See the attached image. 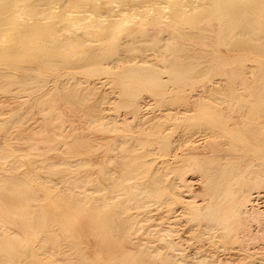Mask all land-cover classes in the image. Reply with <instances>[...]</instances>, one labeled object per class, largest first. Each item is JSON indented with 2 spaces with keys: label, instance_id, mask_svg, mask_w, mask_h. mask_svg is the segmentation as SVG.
I'll return each instance as SVG.
<instances>
[{
  "label": "bare ground",
  "instance_id": "bare-ground-1",
  "mask_svg": "<svg viewBox=\"0 0 264 264\" xmlns=\"http://www.w3.org/2000/svg\"><path fill=\"white\" fill-rule=\"evenodd\" d=\"M66 2V0H0V264H216L214 262L216 260H213L214 258L210 254L202 255L201 259L192 262L185 260L184 257L180 259L181 255L180 258L176 257L182 252L183 248H180L184 247L182 242L178 241L182 245L180 247L174 240L178 229L176 227L180 226L177 220L184 221L181 214L184 212L185 206L183 208L180 203V208L178 202L180 200L182 202L185 198L180 199L183 195H180V189L182 190L189 180L187 178L189 171L193 172L192 175H195L194 171H200L201 175L204 172L203 175H206L197 180L200 179L202 182L206 179L208 183L202 184L204 186L208 184L207 187H203L201 183V187L198 186L199 183L196 184L202 193V203L199 204L195 200L198 206H193L191 205L193 201L189 205L190 200H188L185 214L190 217V222L199 221L202 228L197 230L196 226L193 229V224L192 228L189 227L190 230L192 229L190 233H188L190 230L188 232L185 230L188 233L187 237L197 238L200 240L198 241L200 244L206 240L210 245L212 243L215 246V244L226 240L231 233H234V236L239 234L238 231L243 226H248L246 224L249 219L245 217L248 220L245 218L244 220L243 216L248 212L246 206L255 198L250 188L253 187L254 192H261V189L264 188V160H262V158L264 159V131H260V128L257 129L254 125L253 129L250 127L252 130L247 125L248 129L244 124L241 126L240 123L239 125L237 120L240 119V116L237 120L231 119L233 116V114L231 116V112H234L235 108H240V104L243 102L238 100L239 97L241 99V95L236 94L238 98L230 96L240 102L238 107L239 102H236L237 105L232 102V105L235 104L234 108L230 110V114L228 113L234 125L231 124V121L229 123L230 119L227 120L229 116L226 119V123L228 122L234 128L236 123L234 129L229 127L230 125L226 124L224 120L223 123L222 116L227 111L219 107V102L216 103V105L218 104L216 108H221L222 110L219 111L222 114L226 111L222 116L215 113V107H209L212 103L208 106L206 102L209 99L205 98L207 96L203 97L207 99L205 103L204 99L198 103L195 100L196 96L194 99V95H191V93H195L192 92L193 90L190 91L191 88L183 89V85H181L182 89L179 87L180 85L177 89L174 87L177 93H174L176 97L168 100L166 83L162 80L161 74L167 73L170 77L182 81L193 78L195 74L197 76L203 68L206 69L207 64L205 63H208V60L202 63L198 62L200 61L199 55L203 53L200 50H203L204 45L212 47V50L221 44L234 45V49L238 46L237 52H240L239 47L244 52L237 55L238 58L262 60L264 58V12L263 20H259L260 18L258 20L251 19L248 15L252 10L264 8V0H209L208 4L204 3L205 0H73L71 2L73 10L58 11L55 18L45 16L44 10L48 5H53L51 9L56 10ZM167 8H169V12L165 11ZM261 13L259 12L258 16L262 18ZM253 14L256 15L255 12ZM163 32H170L171 37L160 36ZM238 37L242 40L238 41ZM172 40L174 41L173 45L178 47V49L174 47L173 52L177 51L176 55L170 52L172 57L177 56L182 59L184 57V61L189 58V60L187 59L188 64L184 63L182 59L181 63L173 58L161 57L163 55L161 49L172 43ZM205 40L207 44L202 43ZM188 43L192 45L189 48H192L193 51L187 50ZM164 48L162 50L167 51ZM234 49L229 50L234 51ZM212 50H208V52ZM216 52L219 53L217 50ZM227 52L230 54L229 51ZM205 54L204 56L207 55ZM214 55L213 59L217 56ZM242 64L247 65L246 63ZM239 65L240 69L237 67L239 70L236 69V73L246 68V66L241 68ZM225 68L231 69L227 66ZM233 68L235 69V67ZM256 69H258L257 66ZM253 70L255 71V69ZM203 73L206 74L207 70L202 72V75ZM243 73L245 72L243 71ZM255 75L258 74L255 72ZM112 77L116 78V81L114 79L116 86L120 87L118 96L116 95L117 91L115 93L117 98H113L117 111L114 114L123 111L127 115L123 114L124 117L119 113L124 117L121 119L120 116V120L117 119L118 117L112 118L111 114V117L109 114H105V111H108L102 107L105 97L89 105L91 96L96 95L97 89L104 83L103 80L111 84ZM206 77L208 76L204 77L205 80ZM212 77L214 78L213 75ZM87 82H91L90 85L83 87V83ZM259 82H256L254 86H261ZM202 83L204 82L199 83V86L201 84L204 89H206L205 84L209 85L206 82L204 85ZM196 85L198 86V83ZM214 87L212 90L215 89ZM194 88L192 87V89ZM228 88L230 87L228 86ZM233 88L237 90L238 87L234 86ZM247 88L250 91L251 87ZM195 89L198 90L197 87ZM258 89L260 92L262 91L261 88ZM258 89H254V91L256 90L257 93ZM205 91L204 93H206ZM52 94L59 99L57 98L58 100L51 105L47 98ZM207 94L210 93L207 92ZM144 95H150L147 101L150 97L156 98V102H153H158L163 106L162 108L166 106L164 113L161 112L163 113L161 116L153 117L151 115L152 118L147 116L148 111L144 109V104L142 105L143 102H141ZM254 95L256 96L255 93ZM259 95L261 97V94ZM245 101L247 105V100ZM187 102L196 103V107L193 108L199 110V115L201 111L202 118L200 119H208L209 124L206 119L205 121L201 120L208 124L207 127H205L206 123L204 126L200 122H195L198 116L195 118L190 114L191 108L186 110L185 106L186 109L183 111L172 106L167 108V105L179 104L180 106L182 103L188 105ZM251 102L253 103V101ZM108 103L110 104V102ZM155 103H151L154 108H156ZM213 103L215 102L213 101ZM13 104H26L27 107L25 110H19V106ZM223 104L224 102H222ZM145 105L147 108V103ZM212 105L215 106V104ZM181 106L179 108H183ZM225 106L224 104L223 107ZM228 106L230 105L228 104ZM228 106L225 107L227 110L230 108ZM259 106L258 108L255 106L249 108H255L254 110L259 112ZM245 107L247 106L244 105L243 111L238 110V113L239 111L246 112ZM151 108L149 109L151 110ZM8 111L11 112L10 115L4 117ZM110 111L109 113L112 112ZM250 112L255 114L254 111ZM250 112L245 115H249ZM262 112L264 113V110ZM234 113H236L234 115H238L237 112ZM259 114L261 113L259 112ZM246 116L242 115V117ZM224 117L226 118V115ZM248 117L246 119L249 121L253 119ZM256 119L258 120L257 116ZM39 120L42 123L38 122ZM173 120L175 122L170 123ZM75 121H80V124ZM83 121H85V126H83ZM167 121L170 124H166ZM241 121L243 123V119H240ZM237 123L241 127L238 126V128ZM224 124L228 128H225ZM127 125L129 127L131 125L132 128L127 129H132L133 133H123L127 135L120 136L118 133L126 131ZM181 127L182 129L179 130H182V133L178 134L179 139L174 140L172 130ZM215 130L218 132L215 133ZM175 131L177 130H174L173 133ZM253 132L259 135V138L255 140V144L254 140L253 142L249 141L254 144V147L250 146L253 150L250 149L249 154L244 155L245 150L237 146L238 141L242 142L239 143L240 145L243 144L245 138L243 140L240 136L249 138ZM143 135L147 139H143ZM222 138H228L230 142L236 139V143L233 142L229 145L228 141L226 142V139ZM201 146L207 151L211 150L208 151L212 152L210 156L215 152L211 157L209 153L207 155L211 160L213 159L212 162H219L218 166L214 167L215 163H213L214 166H212V162L209 163L205 150L201 153L196 150H199ZM222 148H225V153L221 151ZM178 149H182L184 153L182 151L177 153L180 152L177 151ZM227 149L229 150L227 151ZM218 151L219 153H217ZM250 151L253 156L255 155V158L256 156L262 158L255 161L250 156L251 160L256 163L248 160L249 158L245 157L250 155ZM204 152L205 154H203ZM177 158L178 162L172 167L163 166L165 168L160 170L159 167L153 166L157 159H162V163H167V161ZM231 159L235 163H231ZM259 160H262V163ZM220 166H223V170L226 168L224 174L223 170H219L221 168L218 169ZM257 168L262 172H258ZM212 169L209 176L207 173ZM215 169L220 171V175L222 172L223 176H219V179L221 178L219 181L214 179L217 178L216 174L218 173L216 170V174L213 175ZM236 170H240L241 173L246 171V174L248 170L252 172L250 177H252L251 174H256L253 176L255 179L253 178L251 181L249 173L248 176L245 172L243 173L245 180L248 177L251 181L247 184L248 188L242 189L244 192L247 189L251 192L247 190L249 193L243 192V196L239 193L234 196L232 193V189H237L238 186L237 183L236 187H232L234 181L241 177H239L241 173L238 175L239 171L234 173L238 178L233 174ZM254 170L257 171L253 172ZM198 174L200 173L198 172ZM242 179L240 182L243 183ZM240 182L238 188L244 186ZM262 186L263 188H261ZM236 192L240 191L236 190ZM194 193L199 195L195 199L202 198L201 193L195 191ZM258 195L264 196V192L262 195ZM231 197L233 198L231 199ZM225 202L226 207L221 208ZM177 203L179 211L182 208L183 210L176 218L174 213H179V211H174L175 207L177 208L175 206ZM253 203L252 205H254ZM153 205L165 212L168 220L167 223L160 220L161 223L167 224L163 223L166 225L165 227L156 226L158 227L156 230L149 228L155 231L157 237L150 238V236L147 240L142 236L144 237L146 234L149 227L148 222L152 219L153 208L150 207ZM251 210L246 215L253 218L256 213L258 214V211L251 212ZM262 211L264 210L259 209V214L254 219L260 215L264 216ZM158 212L160 214L159 210ZM240 215H242V219ZM153 216L158 221L165 218L164 216L157 218L155 214ZM260 220H257L256 223L253 222L254 225H257ZM186 221L188 220L185 219ZM200 221H203L202 225ZM151 222L150 224H152ZM249 223L252 225L251 222ZM252 226L248 227L252 229ZM182 227L184 228V226ZM247 229L245 230L248 231ZM180 231H178L179 234ZM260 231L259 229L258 233H262ZM187 233L184 232L183 236ZM179 234L175 238H179ZM242 234L240 232L239 236L242 237ZM252 237L249 238L250 241L247 238L249 245L252 243ZM259 238L263 243V239ZM157 240L162 245L153 246ZM185 240L182 241L185 243L187 241ZM237 240L239 241V239ZM237 240L235 242H238ZM196 241L195 239L194 242ZM257 241L255 242L257 243ZM190 243L188 246L191 245ZM240 243L239 246L242 248V244L245 242L243 241L241 245ZM233 244L234 242L231 247ZM235 244L234 247L238 245ZM245 244L247 245V243ZM204 246L202 247L205 252ZM262 246L261 248H263ZM197 247L199 246H196V249ZM228 247L230 246L228 245ZM247 247L242 250L244 251ZM199 248L198 250L201 251L202 249ZM240 248L239 250H241ZM247 249L250 251V248ZM207 251H209V247ZM247 251L245 252L247 253ZM236 253L238 255L239 252L236 250ZM242 253L239 254V257ZM260 254L258 253V255ZM187 255L189 257L190 254ZM196 255L198 256V254ZM262 255L259 257H256L257 255L250 256V259L254 258L255 260L252 259L254 262H251L252 260L249 259L250 264H264V259H262L264 255L261 257ZM229 259L231 260V257ZM235 259V264H237L238 256ZM245 260L248 261V257ZM233 262L230 261V263ZM243 262L247 264L245 261Z\"/></svg>",
  "mask_w": 264,
  "mask_h": 264
},
{
  "label": "rangeland",
  "instance_id": "rangeland-1",
  "mask_svg": "<svg viewBox=\"0 0 264 264\" xmlns=\"http://www.w3.org/2000/svg\"><path fill=\"white\" fill-rule=\"evenodd\" d=\"M66 1H67V2H66L63 6L60 5L61 7H60L59 9H56V10L51 9L53 5H51V4L48 5L47 8L44 10V13L46 14L45 16H52V17L55 18V17H56V14H57L58 11H61V10L63 11V9H67V10L70 9V10H73L74 7H73V4L71 3L73 0H66ZM204 3H207V4H208V3H209V0H205ZM261 8H262V7H261ZM263 9H264V8L260 9L261 11H260L259 9L255 10V11L252 10L251 13H250L248 16H249L251 19H252V18H255V20H258V19L260 18L259 20H263V15H262L263 12H264ZM101 10H104V9L101 8ZM165 11H166V12H169V8H167V10L165 9ZM257 11L262 12V13H261L262 18H261L260 16H258L259 12H257ZM253 12H255L256 15H254ZM259 15H260V14H259ZM257 16H258V17H257ZM52 19H53V18H52ZM188 26H190V25H188ZM263 27H264V25H263ZM167 32H168V31H167ZM196 32H198V31H196ZM163 33H164V32H163ZM163 33H162L161 35H160V33H159V35H160V36L163 35V37H167V38H170V37H171V33H170V32H169V33H164L165 36H164ZM151 35H154V34L151 33ZM157 35H158V34H157ZM238 38H239V37H238ZM240 38H242V37L240 36ZM240 38L238 39V41H241V40H242V39H240ZM173 43H174V41L172 40V43H169V44H167L166 46H164L165 48L163 47L164 49H167V51H166V50H162L163 48L161 49V51H162V53H163V55H162L161 57H162V58H163V57H165V58H166V57H167V58H173V59H175V61H180V62H181V61L184 59V57H183V59H182V57H180V58L178 57V58H177V56H176V57H175V56L172 57V54H173V55H174V54H175V55L177 54V51H175L176 53L173 52V51H174V47L177 46V45L174 46ZM189 43H191V42H189ZM189 43H188V45H187V47H186V48H188L187 50H191V49H192V48H189V46L192 47V45H189ZM202 43H203V44H204V43L207 44V41L205 40V41H203ZM192 44H193V43H192ZM201 47H202V46H201ZM206 47H208V48H206ZM220 47H223V48H220ZM226 47H227V49H226ZM229 47H230V48H229ZM233 47H234V45H232V46H231V45L228 46V45H225V44H221V45L217 46L215 50H212V47H210V46H208V45H206V46L204 45V46L202 47L204 51H203L202 49L200 50V52H203V53L200 54V55H202V56L199 55V57H200V58H199L200 61H198V62H199V63H202V62H206V60H208V61H207L208 63H205V64H207V67H206V69L203 68V69H205V70L203 71V69H202V70H201V73L199 72V74H198L199 76H198V75L196 76V74H195L196 77L194 76L193 78H190L189 80H186V81L177 80V79H175L174 77H170L167 73H162V74H161V77L163 76V77L165 78V76H166V78H167V79H166V78L164 79V78L162 77V80L166 83V85H165V89L167 90V99L170 100V99H174V96L176 97L175 94H177V93H176V90H175V89H177V87H178L179 85H180L179 87H180L181 89H182V86H181V85H183V89H185V88H191L190 91L193 90L192 92H195V93H191V95H194L193 98L196 96V97H195L196 99H195V98H194V99L197 100L198 103L202 102L201 100L204 99L203 97H204V95H205V96H207V97H205V98H207V99H209V100L204 99L203 102L205 103V102H206L205 100H207L206 103L208 104V106L210 105V103L215 104V106H213V105L211 104L212 106L210 105L209 107H211V108H214V107H215L214 109H216V110H215V113H216L217 115H221V116H222V115L227 111V112L222 116V121L224 120L225 123H226L227 120H229V119L231 118L230 115H228V113L230 114V112H231L230 110H233L234 105H235V104L237 105V103L239 102L238 100H240V101H243V102H241V104H240V102H239L238 105H237V107L240 106V105L243 106V107L240 106L241 109H240L239 107H238L239 109H238V108H237V109L235 108V111H234V112H237L238 115H234V114H236V113L231 112V116H232V114H233V116H234V118H233V116H232L231 119H233V120H237V119H238V116H240L239 118H240L241 120L243 119V123H242V121L240 122V119H238L237 122H239V125H240V123H241V126L244 124L245 127H246V125H247V127H249V128L252 127V126L254 125V127L256 126L257 129L260 128V131H261V130L264 131V116H263L264 113L262 112V111L264 110V108H263V110H262V107H264V103H263V102H264V85H263V84H264V76H263V75H264V60H263V59H264V58H262V60H259V61H258V60H254V59H252V58H238L237 55L244 53V52H243V49H242L241 47H239L240 52H239V51L237 52V50H238V46H237L236 49H234L235 47H234V48H233ZM176 48L178 49V47H176ZM186 48H185V49H186ZM205 48H206V49H205ZM224 48H225L227 51H229L231 55L228 54V52H227ZM228 48H229V49H232V50L234 49V51H232V50L230 51ZM240 48H241V49H240ZM171 49H172V50H171ZM207 49H208V50H212L213 52H212V51H209V52H210V53H209ZM187 50H186V51L183 50V51H185L186 53H190V52H187ZM205 50H207V52H205ZM216 50H217L219 53H217ZM241 50H242V51H241ZM191 51H193V50H191ZM197 51H198V50H197ZM197 51H196V52H197ZM246 51H248V50H246ZM170 52H171L172 54H171ZM185 52H183V53H185ZM200 52H199V53H200ZM225 52H227V53H225ZM235 52H237L238 54L235 53ZM180 53H181V52H180ZM183 53H182V54H183ZM199 53H198V54H199ZM205 53H206L207 55H206ZM204 54H205L206 56H204ZM211 54H212V55H211ZM213 54L217 55L216 57H214V59H213V57H212ZM220 54H221V55H220ZM227 54H228V55H227ZM185 55H186V54H185ZM215 55H214V56H215ZM186 56H188V54H187ZM210 56H211V57H210ZM233 56H234V57H233ZM159 57H160V56H159ZM159 57H158V58H159ZM235 57H236V60H235ZM204 58H205V59H204ZM210 58H211V59H210ZM181 59H182V60H181ZM187 59L189 60V58H186V61H184L185 59H184L183 61H184V63H187V64H188L189 62H188ZM202 59H203V60H202ZM229 59H230V60H229ZM241 59H242V60H241ZM209 60H210V62H209ZM224 60H225V61H224ZM253 60H254V61H253ZM183 61H182V62H183ZM228 61L231 62V63H229ZM236 61H237V62H236ZM239 61H241V62H239ZM182 62H181V63H182ZM234 63H235L236 65H237V64H238V65L241 64V65H239L241 68H243V67L245 68V66H246V68H247V65H248V68H247L246 71H245L246 68H245V69H241V70H243L245 73H247V74H249V75H246V74L243 73V71H241V70H240L241 73H240V72H238L239 74L236 73L237 70H239L240 68H239L238 65H237V67L239 68V69H237V67H236V65H235ZM242 63H246L247 65L242 64ZM248 63H249V64H248ZM254 63H255V64H254ZM256 63H258V64H256ZM232 64L234 65L233 67H235V69L232 67ZM251 64H252V65H251ZM225 65L227 66V68L230 67L232 70H231V69H226V68H225V69H226V70H225V69H224V67H226ZM249 65H251L250 68H249ZM253 65H255V66H254L255 68L253 67ZM209 66H210V67H209ZM256 66H257L258 69H256ZM260 67H261V68H260ZM213 68H215V70H213ZM259 68H260V69H259ZM236 69H237V70H236ZM253 69H255V71H254ZM206 70H207V73H206V74L203 73V75H202V72H205ZM256 70H257V71H256ZM218 71H219V72H218ZM221 71H222V72H221ZM225 71H227V72H225ZM234 71H235V72H234ZM230 72H231V73H230ZM255 72H256L258 75H255ZM210 73H211V74H210ZM214 73H215V75H214ZM242 73H243V75H242ZM220 74H222V75H220ZM229 74H230V75H229ZM253 74H254V77H253ZM260 74H261V76H260ZM164 75H165V76H164ZM206 75H207L209 78L206 77L207 79L205 80L204 77H205ZM209 75H210V76H209ZM212 75L214 76V78L212 77ZM239 75H240V76H239ZM215 76H216V79H215ZM218 76H220V77H218ZM226 76H228L229 78L227 79ZM241 76H242V78H240ZM211 77H212V78H211ZM231 77H232V78H231ZM233 77H234V78H233ZM248 77H249V78H248ZM256 77H257V78H256ZM262 77H263V78H262ZM112 78H113V79H112ZM112 78H111V84H110V82H108V81L106 82L105 80H103L104 83H103L102 85H100L102 88L100 87L101 89H100V88L97 89V93H96L95 96H91V100H90V102H89V105H92L93 103L99 101L102 97H105V101H104L105 103H103L104 106L102 105V107H104L105 109H108V111H107V110L105 111V114H107V115H108V114H109V115L111 114V115H112V118H113V117H115V118L118 117L117 119H119L121 115L124 116L123 114H125V112L122 111L121 113L118 112L117 114H114L115 112H117V111L115 110V101H114V100L117 98V97L115 96V93H116V91H117L116 95L118 96V93H119L120 87H117V86H116V82H115V81H116V78H115V77H112ZM236 78H237V79H236ZM250 78H251V80H250ZM255 78H256L258 81H257ZM259 78H260V79H259ZM114 79H115V81H114ZM197 79H199V80H197ZM203 79H204V80H203ZM208 79H209V81H208ZM213 79H214V80H213ZM222 79H223L224 81H223ZM230 79H231V80H230ZM254 79H255V80H254ZM261 79H263V80L261 81ZM165 80H166V81H165ZM202 80H203V81H202ZM219 80H221V81H219ZM244 80H245V82H244ZM207 81H208V82H207ZM212 81H213V82H212ZM255 81H256V82H259V81H260L259 84H261V86L257 84L258 87H257V86L255 87V86H254V84L256 83ZM112 82H113V83H112ZM193 82H194V83H193ZM201 82H204V83H202L203 85L205 84V82H206L207 84L209 83V85H206V84H205L206 89H207L208 91H207L206 89H204L203 86H202L201 84H200V86H199V83H201ZM214 82H215V83H214ZM228 82H229V83H230V82H233V83H230V84H229ZM236 82H237V83H236ZM250 82H251V83H250ZM254 82H255V83H254ZM89 83H91V82H87L86 84L83 83V87H84V86H89V85H90ZM114 83H115V84H114ZM183 83H184V84H183ZM188 83H189V85H187ZM190 83H191V84H190ZM197 83H198V86L196 85ZM235 83H236V84H235ZM262 83H263V84H262ZM107 84H108V85H107ZM113 84H114V86H112ZM185 84H186V86H184ZM192 84H193V85H192ZM213 84H214V85H213ZM227 84H228V85H227ZM242 84H243V85H242ZM247 84H248V85H247ZM251 84H252V85H251ZM105 85H106V86H105ZM171 85H173V86H172L173 88L171 87ZM194 85L198 88L199 91H198L197 89H195L196 87L194 88ZM223 85H224V87H223ZM225 85L227 86V88H226ZM231 85H232V86H231ZM237 85H238V86H237ZM249 85H250V86H249ZM201 86H202V87H201ZM210 86H211V87H210ZM212 86H213V87L215 86V87H214L215 89L212 90V88H213ZM228 86H229L230 88H228ZM234 86H235V87H238L237 90H236V88H233ZM239 86H240V87H239ZM246 86L249 87V88L251 87V88H250V91L248 90V88H247ZM259 86H260V87H259ZM170 87H171V89H170ZM174 87H175V89H174ZM179 87H178V88H179ZM192 87H193L195 90L192 89ZM221 87H222V89H221ZM104 88H105V89H104ZM168 88H169V90H168ZM199 88H201V89H199ZM208 88H209V89H208ZM217 88H219L220 90H216ZM243 88H244V89H243ZM246 88H247L248 91L246 90ZM253 88H254V89L261 88L262 91L260 92V90L258 89V90H257V93H256V90L254 91ZM103 89H104V90H103ZM108 89H109V90H108ZM203 89H204V90H203ZM227 89H228V90H227ZM110 90H111V91H110ZM200 90H201V91H200ZM202 90H203V91H202ZM205 90H206V91H205ZM223 90H224V91H223ZM235 90H236V91H235ZM241 90H242V91H241ZM243 90H244L245 92H244ZM112 91H113L114 93H113ZM204 91H205L206 93H204ZM212 91H215V92L213 93ZM225 91H226V92H225ZM237 91H239L241 94L238 93ZM109 92H110V93H109ZM168 92H170L171 94L173 93L172 96H171V94L168 93ZM197 92H199L198 95H197ZM200 92H201V93H200ZM207 92L210 93V94L208 95ZM216 92H218V93H216ZM229 92H230L231 95H230V94L228 95ZM252 92H253V93H252ZM112 93H113V94H112ZM174 93H175V94H174ZM189 93H190V92H189ZM211 93H213V94H212L213 96L211 95ZM223 93H224V94H223ZM254 93L256 94V96L254 95ZM109 94H110V95H109ZM195 94H196V95H195ZM199 94H200V95H199ZM236 94L239 95V96L241 95V99H240V97L238 98V96H237ZM259 94H261V97H263V98H261ZM262 94H263V95H262ZM52 95H53V94H52ZM52 95H49V98H47V100H49V103H50L51 105H52L53 103H55L54 101H56V100L59 99V97H57L56 95H53V96H52ZM100 95H101V97H100ZM169 95H170V97H168ZM227 95H228V96H227ZM243 95H244V97L246 96V97H245L246 99H245L244 97H243L244 99L242 98ZM247 95H248V97H247ZM145 96H147V97H145ZM149 96H150V95H144V97H143V99H142V101H141V102H143L142 105L144 104V109H145V110L147 109L146 111L149 112V113L147 112V116H148V117H151V118H152V116H153V117L161 116V115L164 113L163 111L166 109V106H164L165 108H162L163 106H162V105H159L158 102L155 103V102H156V98H154V99H155V100H154L152 97H150V99H149L150 102H149V100L147 101V99L149 98ZM208 96H209V97H208ZM225 96H227V97L225 98ZM230 96H234V97L238 98V100H237L236 98H233V99H232ZM251 96H252V98H251ZM54 97H55V98H54ZM114 97H115V99H113ZM217 97H218V98H217ZM229 97H230V99H229ZM57 98H58V99H57ZM110 98H111V99H110ZM200 98H201V99H200ZM257 98H258V99H257ZM112 99H113V100H112ZM144 99H145V100H144ZM151 99H152V100H151ZM242 99H243V100H242ZM262 99H263V100H262ZM109 100H111V101H109ZM143 100L146 101V102H144ZM192 100H193V99H192ZM226 100H227V101H226ZM235 100H236V101H235ZM245 100H247V105H246V101H245ZM255 100H256V101H255ZM153 101H155V102H153ZM208 101H209V103H208ZM213 101H214L215 103H213ZM225 101H226V102H225ZM244 101H245V102H244ZM249 101H250V102H249ZM251 101H253L255 108H258V106L260 105V106H259V107H260L259 112H260L261 114H259V112H256V111L254 110L255 108H249L250 106L254 107V106H253V103H252ZM259 101H261V102H259ZM108 102H110V104L112 103V104H111V107H110V104H109ZM184 102H185V101H184ZM218 102H219V103H218ZM222 102H224V104L226 105L225 107H227L228 104H229L230 106H228V108H229V107H230V108L227 110V108L223 107L224 104L222 105ZM232 102H234L235 104L233 103V105H232ZM236 102H237V103H236ZM106 103H107V104H106ZM146 103H147V105H148L147 108H146V105H145ZM151 103H152V104L155 103V104H156V105H155L156 108H154V105H152ZM185 103H186V102H185ZM185 103L180 104V106L182 105L181 107H183V108H179V107H180L179 104H175V105H167V108H171L170 106H172L173 108H175V109H177V110H179V111H183V110H185L186 108H187L186 110H189V109L191 108V109H190V114H191L193 117H195V118L198 116V117H197L198 120L196 119L197 121L195 120V122H198V123L200 122L201 125H204V124L206 123V122H202L203 120L205 121V119L207 120V123L209 122L207 118L200 119V118H202V117H201V116H202L201 111H200V115H199V110H198L197 108H195L196 110L193 108V107H196V103L191 102L192 104H190V103L187 102L188 105L185 104ZM198 103H197V105H198ZM216 103H218V104L220 105L219 107H221L222 109H223V108L226 109V111L224 110L225 112H223V114H222V112H220V111L222 110L221 108H216L217 105H218V104L216 105ZM220 103H221V104H220ZM255 103H256V105H255ZM258 103H259V105H258ZM105 104H106V105H105ZM193 104H194V106H193ZM207 104H206V105H207ZM239 104H240V105H239ZM13 105H14V104H13ZM17 105L19 106V110H23V109L25 110L26 107H27V106H25L26 104H16V105H14V106H17ZM113 105H114V106H113ZM149 105H150V107H152L151 110L149 109V108H150ZM151 105H152V106H151ZM244 105L248 107V109H247V107H245V111H246V110H247V111H246V112H240L241 110L243 111V109H244ZM185 106H186V108H185ZM190 106H191V107H190ZM232 106H233V107H232ZM8 107H9V106H8ZM148 107H149V108H148ZM160 107H161V108H160ZM153 108H154V109H153ZM15 109H16V108H15ZM110 109H111L112 112L110 111ZM112 109H113V110H112ZM159 109H161V110H159ZM249 109H250V110H249ZM251 109H252V110H251ZM219 110H220V111H219ZM238 110H240L239 113H241V114L244 115V116H246L245 113L248 114V112H250V111H254L256 115H255L253 112H250V113H252L254 116L251 115V114L249 113V115H247L246 117H248V116L251 117V118L248 117L249 119H252V118H253L252 120L249 121L248 119H246V117H242V115L238 113ZM109 111H110L111 113H109ZM146 111H145V112H146ZM155 111H157V112H155ZM196 111H197V112H196ZM107 112H108V113H107ZM161 112H163V113H161ZM193 112H194V113L196 112L195 114L198 113V115H195ZM219 112H220V113H219ZM10 113H11V112L8 111V114L6 113V115H4V117L9 116ZM20 113H22V111H20ZM119 113H120L121 115H119ZM158 113H159V114H158ZM262 114H263V115H262ZM111 115H110V117H111ZM151 115H152V116H151ZM155 115H156V116H155ZM225 115H226V118L224 117ZM261 115H262V116H261ZM39 116H41V115H39ZM122 116H121V119L124 118V117L127 116V115L125 114L124 117H122ZM228 116H229V118L227 119ZM256 116H257L258 120L256 119ZM42 117H44V116H42ZM223 117H224L225 119H224ZM235 117H236V118H235ZM262 118H263V119H262ZM226 119H227V120H226ZM231 119L229 120V123H230ZM245 119H246V120H245ZM119 120H120V119H119ZM199 120H200V121H199ZM201 120H202V121H201ZM254 120H255V121H254ZM224 121H223V123H224ZM256 121H258V122H256ZM38 122L42 123V121H40V120H39ZM75 122L78 123V124H80V121H79V122H78V121H75ZM172 122H175V120L170 121V123H172ZM190 122H191V121H190ZM233 122H235V121H233ZM250 122H251V124H249ZM259 122H261V123H259ZM44 123H45V122H44ZM82 123H83V126H85V124H84L85 121H83ZM170 123H169V121L166 122V124H170ZM207 123L205 124L206 126L204 125L205 127L208 126L209 123H208V124H207ZM229 123L227 122L226 124L230 125L229 127L234 128V127H232V125H231V124L234 125V123H232V121H231V124H229ZM257 123H258V124H257ZM74 124H75V123H74ZM183 124H184V123H183ZM66 125H67V124H66ZM239 125H238V123H237V127H238ZM127 126H128V125H127ZM127 126H126L125 129H127V128H132L131 125H130V127H129V126L127 127ZM241 126H239V127H241ZM224 127H225V128H226V127L228 128V126H225V124H224ZM239 127H238V128H239ZM247 127H246V128H247ZM254 127H252V129H253ZM231 128H230V129H231ZM235 128H236V123H235ZM235 128H234V129H235ZM171 129H172V128H171ZM179 129H182V127H181V128H177V129L174 128V129L172 130V137H173L174 140L179 139V137H180L179 135L182 133V130H179ZM247 129H248V128H247ZM247 129H245V130H247ZM250 129H251V128H250ZM252 129H251V130H252ZM130 130H131V131H130ZM141 130H142V129H141ZM141 130H140V132H141ZM174 130H177V131H175L176 133H175V132L173 133ZM210 130H211V129H210ZM254 130H255V129H254ZM254 130H253V131H254ZM180 131H181V132H180ZM248 131H250V130H248ZM128 132H131L130 134H132V133H133V130H132V129H129V130L127 129L126 131H121V132L118 133V134L121 136L123 133H127V134H128ZM140 132H139V133H140ZM207 132H209V130H207ZM211 132H213V130H211ZM216 132H218V130H215V133H216ZM253 133H254V134H253ZM253 133H251L252 136L249 137V138H251V140H248L249 138H247V137L240 136L241 139H243V140H244V138H245V141H243V144L248 143L247 145L245 144L246 146L243 145V144L240 145L239 143H242V142H240V141L237 140V141L239 142V143L237 142V143H238L237 146L240 147V148L242 147L241 149H244V150H245V151H244V155H245V154L248 155V154H249L248 151H249L250 149L253 150V148L250 147V146H253V147H254L255 140H258V138H259V135H256L255 132H253ZM127 134H125V135H127ZM178 134H179V135H178ZM125 135L123 134L122 136H125ZM173 135H174V136H173ZM253 135H254V136H253ZM135 136H136V135H135ZM175 137H176V138H175ZM242 137H243V138H242ZM254 137H255V138H254ZM142 138H143V139H147V137H146L145 135H143ZM222 139H223V138H222ZM224 139H226V142L228 141L227 143H228L229 145H231L233 142L236 143V139H235V141H233V140H234L233 137H232L233 140H231L232 142H230V141H229L230 139H228V138H224ZM224 139H223V140H224ZM227 139H228V140H227ZM253 140H254V142H253ZM249 141H252L254 144H251L252 142L249 143ZM230 143H231V144H230ZM235 145H236V144H235ZM243 146H244V147H247V148H244ZM203 148H204V147L201 146L199 150H198V149H196V150H197L199 153H201V152H203V150H205V149H203ZM225 148H226V147H225ZM225 148H222V149H221L222 152L224 151L223 153L226 152ZM248 148H249V149H248ZM246 149H247V150H246ZM228 150H229V149H227V151H228ZM252 150H251V151H252ZM177 151H180V152H177V153H181L182 149H178ZM208 151H211V150L209 149ZM208 151L205 150L206 154H205V152H204L203 154L207 155V154L209 153V156H210V153H212V152H208ZM221 151H220V153L222 154ZM251 151H250V155H249V156L246 155L245 158H247V159L249 158L248 160H251L252 158H251L250 156H252L253 159H254L255 161H258V159H261V158H262V157L259 158V156H258V158H257V156H256V158H255V157H254L255 155L253 156L252 153H251ZM182 152H183V151H182ZM183 153H184V152H183ZM214 153H215V152H213V154H214ZM217 153H219V151H218ZM213 154H211V156H213ZM239 155L244 157V155H242V154H239ZM211 156H210V157H211ZM206 157L209 158L208 155H207ZM222 158H224V156H222ZM209 159H210V158H209ZM209 159H208V161H209V163H211V162L213 161V159H212V160H211V159L209 160ZM178 160H179V159L177 158L176 160H172V161L169 160V161H167V163H162V159H157V160L154 162L153 166H154L155 168H158V167H159V169L162 170L163 168H165V167H167V166H169V167L174 166V165L176 164V162H178ZM235 160H236V159H235ZM254 160H251V161H254ZM262 160H264V159L262 158ZM262 160H259V162H261ZM221 161H222V160H221ZM226 161H227V160H226ZM237 161H238V160H237ZM255 161H254V162H255ZM173 162H174V163H173ZM215 162H217V161H214V162L211 163L212 166H214L213 163H215ZM223 162H224V161H223ZM232 162L235 163V161H232V159H231V163H232ZM263 162H264V161H263ZM172 163H173V164H172ZM218 163H219V162H218ZM218 163H215V166H214V167H216V165H217ZM224 163H225V162H224ZM255 163H256V162H255ZM261 163H262V162H261ZM167 164H168V165H167ZM263 164H264V163H263ZM218 165H219V164H218ZM218 165H217V166H218ZM220 165H221V162H220ZM161 166H162V168H161ZM163 166H165V167H163ZM223 166H224V164H223ZM223 166H222V167H223ZM222 167L220 166V167H218V169L221 168V169H219V170L222 171V170H223ZM262 167H263V166H262ZM224 168H225V167H224ZM263 168H264V167H263ZM263 168H260V169L263 170ZM216 170H217V169L214 170V171H215L214 174L212 173L213 175L216 174ZM225 170H226V168L223 170V174H224ZM257 170H258V172H262V171H259L258 168H257ZM257 170H256V171H257ZM209 171H210V173H209ZM209 171H208L207 174L210 176V175H211V171H213V169H212V170H209ZM237 171H239V172H238V175H239V173H241L240 170H236V171L233 172V174L236 173ZM256 171L254 170L253 172H256ZM194 172H196L195 175H192L193 172L189 171V172L187 173V174H188V175H187V178H188L190 181L195 180V181H197V182L194 181L195 184H193L194 182H190V181L188 180L189 183H188V181H187L186 185H185L184 187H182V190L180 189V191H181V192H180V195L183 194V195H181L180 199H182V198H183V199L185 198V199H184V200L182 199V200H183L182 202H181V200H180V202H178V203H179V207H180V208H181V206H182L183 208H184V206H185V208H184L185 210H183V208H182V209L179 211L180 208L177 206L178 203L175 205V206H177L178 209L174 206V207H175L174 211H175V212L179 211V213H174V215L176 214V215H175L176 218H177V215H180V214H181V211H182V210L184 211V212H182V214H181V215L184 216V218H183V216H181L182 220L184 219V221L177 220V222L179 221L178 224H179L181 227H180V226H177V227H176V228H178V229L180 228L181 231L177 229L176 232H177V234H179L178 231H180V234H181V235L179 234V235H178L179 238H175V237H177V234L175 233L174 240H176L175 242H177L178 244H179L178 241L182 242L185 248H184L181 244H179L180 247L182 246L180 249H182V248H183V249H182V252L180 251V252H181L180 254L176 255V257H177V258H180V255H181V258H180V259H182V257H184V259L186 258L185 260L192 262L193 260L196 261V259H197V260L201 259L202 255H209V254H210V256H211L212 258H214L213 260H216V261H214V262H216V264H221V263H223V264H227L228 262L230 263V261L233 262V260H234L233 263L235 264V262H236V261H235V260H236L235 258H236V256H238V259H237V260H238V261H237L238 263H237V264H243V263H244L243 261H245L247 264H248V263L250 264L251 262H254V261H255L254 258H251V259H250V258H249L250 256H251V257H254V256L257 255L256 257H259V256L262 255V254L264 255V249H263V248H264V235H263V230H264V221H263V220H264V216L260 215V216H257L256 219H254V218L256 217V215L259 214V209H260V210H264V209H263V208H264V204H263V203H264V202H263V201H264V196H259V195H258V194L262 195V193L264 192V188H263L264 185L261 187V188H263V189L259 188V189H261V192H260V191H257V192H260V193L257 194V192H254L255 190H252V188H253V187H252L253 183H251L252 185L249 184L250 187H252V188H250V189H251V191L253 192L252 195H254L255 198L252 197L254 200H253V201L251 200V202L246 206V207H248V208H247V209H248V210H247L248 212H247L246 214H248V213L250 212V210H251L250 208H253V209L251 210V212H256V211H258V214L256 213L255 216H254L253 218H250V217L247 216L246 214H245L246 216L243 214V215H244V216H243V219H244L245 217H248L249 220L252 219L251 221H249L247 218H245L246 220H248V222H247L248 224H246V226L248 225L250 228H251L252 225H253V226H252V229H250L248 226H247V227H244V226H243V228H245V229L249 228L250 230L247 229L248 231H246V230L243 229V228H242L243 230H242V229L239 230V231H238L239 234H240V232L243 233V234H242V237H241V235L239 236V234H235L236 236H234V233H233V234L231 233V234H230L231 238H229L230 236H228V238H227L228 240L226 239V240H224L223 242H221V243H219V244H217V245L215 244V246H214V244H212V243H211V245H210V244L208 243V241L206 242V240H204V241H205L204 243H203V241H201V243H203V244H200V243L198 242V241H200V240H198L197 238H194V237H193V239H194V240H193L192 237H187V236H188V233H190L191 230H192V229L190 230V228H192V225H193V224H194L193 229H194L196 226H197V228H195V229H197V230H199V229L201 230V228H202V226H200V224H199V221L195 220V222H197V223L195 224V222L193 223L194 220L192 221V219H191L192 222H190V221H189V220H190V217L185 216V214H186V212H187V211H186V210H187V209H186V208H187V205H188V204L190 205V202L193 201L192 204H191V205H193V206H194V205H195V206H198L197 203H199V204L202 203V200H203L202 193H201V191L199 190V187H197L196 184L199 183L198 186H200L202 183L205 184V183L207 182L206 179L204 180L205 182H204V181L200 182L201 177H202V176H204V177L206 176V175H203L204 172H203L202 175H201V172H200V171H194ZM198 172H199L200 174H198ZM217 172H218V170H217ZM219 172H220V171H219ZM219 172H218V173H219ZM244 172H245V174H246V171H244ZM244 172L242 171V173H241L242 175L240 174L239 177L241 176L242 178H244V175H243ZM247 172L249 173V178L251 179V181H252L253 178L255 179V177H253V176L256 175V174H254V175L251 174L252 177H250V173H252V172H250V171H248V170H247ZM218 173L216 174L217 178H214L216 181H217V180L219 181V180L221 179V178L219 179V176H220V177L223 176V175H222V172H221V175H220V173H219V175H218ZM248 173H247V174H248ZM196 174H197V175H196ZM247 174H246V176H248ZM191 175H192V176H191ZM200 175H201V176H200ZM208 175H207V177H208ZM213 175H212V176H213ZM234 175H235V174H234ZM234 175H233V176H234ZM236 175H237V174H236ZM236 175H235V176H236ZM235 176H234V179H235ZM190 177H192V178H190ZM204 177H203V178H204ZM214 177H215V176H214ZM231 177H232V175H231ZM236 177L238 178V176H236ZM241 177L239 178V180L236 179L237 181H234V180H233L234 183L232 182L233 185H234V186H232V187H236V186H237L236 184L238 183L237 189H236V188H233V189H232V193H234V194H233L234 196H237L238 193L241 194V196H243L245 192H246V193H247L248 191L251 192L249 189H247L248 191L245 190V192H244V190H242V189H246V188H248L249 186L247 187V184L250 183L251 181H250V179L247 177V180H248L249 182H245V181H247V180H245V178L242 179ZM198 178H200L199 181L197 180ZM203 178H202V179H203ZM241 179L243 180V183L240 182ZM215 180H214V181H215ZM239 182L241 183V185H244V186H241L240 188H238V187L240 186V185H239ZM200 183H201V184H200ZM207 183H208V182H207ZM204 184H202L203 187L206 186V185L204 186ZM191 185H193L194 187L191 186ZM188 186H189V187H188ZM195 186L198 188V192H197V189H196ZM207 186H208V184H207ZM207 186H206V187H207ZM253 186H254V185H253ZM191 187H192V189H191ZM200 187H201V186H200ZM193 189H194V190H193ZM234 189H235V190H234ZM238 189H240V190H238ZM259 189H258V190H259ZM183 190H184V193H182ZM186 190H188V191H186ZM236 190H237V191H240V192H236ZM241 190H242V192H241ZM262 190H263V191H262ZM185 191H186V192H185ZM191 191H192V193H191ZM194 191H195L196 193H199V194L201 193L200 195H201L202 198H199V199L197 198L198 200L195 199V198L198 197L199 195H197V194L195 195ZM199 191H200V192H199ZM188 192H189V195H188ZM243 192H244V193H243ZM249 192H248V193H249ZM186 193H187V194H186ZM193 193H194V194H193ZM236 193H237V194H236ZM254 193H255L256 195H255ZM185 194H186V195H185ZM191 195H192V196H191ZM245 195H246V194H245ZM257 195H258V196H257ZM234 196H233V197H234ZM188 197H189V198H188ZM233 197H231V199H232ZM256 197H259V198H256ZM201 199H202V200H201ZM258 199H259V200H258ZM185 200H186V203H184ZM188 200H190V201L188 202ZM195 200L197 201V203H196ZM200 200H201V201H200ZM255 200H256L257 202H256ZM258 201H260V202H258ZM187 202H188V204H187ZM253 202H254V203H253ZM261 202H263V203H261ZM180 203L182 204L181 206H180ZM183 203H184V204H183ZM193 203H194V204H193ZM252 203H253L254 205H252ZM259 203H261V204H259ZM255 204H256V205H255ZM226 205H227L226 202L223 203L222 206H221V208H222V207H226ZM250 205H251V207H250ZM259 205H260V206H259ZM261 205H262V206H261ZM254 206H256V207L254 208ZM257 206H259V207H257ZM150 208H151V209L153 208V211H154L155 213L152 211L153 214H151V212H150V214L152 215V216H151L152 219H150L149 221L151 222V220H152V222H151L152 224H150V222H148V223H149V227H148V229H147V232H145L146 234L144 235V237L142 236V238H145V239H147V238L150 237V236H151L150 238H152V236H153V238H156V237H157V236H156L157 234H155V231H154L153 229L155 228V230H156V228H158L159 226H160V227H165V226L167 225L166 223H167V220H168V216L165 215L166 213L163 212V211H161L158 207H156V205H153V206L150 207ZM261 208H262V209H261ZM155 210H157V211L159 210V211H160V214H159V212L157 213V211H155ZM253 210H254V211H253ZM262 212H264V211H262ZM154 214L157 215V218H158V216L161 217V218H163V216H164L165 218H164V219H159V221H158V220H155L156 217L153 216ZM162 214H163V215H162ZM160 215H161V216H160ZM241 216H242V215H240V217H241ZM187 217H188V219H187ZM258 217H259V218H258ZM261 217H263V218H262V221L260 220ZM176 218H175V219H176ZM178 219H180V216H178ZM185 219L188 220L189 223H186V222H188V221L185 222ZM241 219H242V217H241ZM245 219H244V220H245ZM160 220H161V221L164 220L166 223H165V222H163V223L166 224V225H164L163 223H161ZM244 220H243V222H244ZM253 220H255V221H253ZM257 220H260V221L257 223V225H256V224L254 225L253 222L256 223ZM155 221H156V222H155ZM169 221H170V220H169ZM153 222H155V223L153 224ZM184 222H185V223H184ZM249 222H251L252 225H251ZM180 223H181V224H180ZM182 223L185 224V225H183ZM200 223H201V225H202L203 221H200ZM159 224H160V225H159ZM162 224H163V225H162ZM152 225L155 226V227H153ZM250 225H251V226H250ZM156 226H158V227H156ZM182 226H184V228H183ZM254 226H256V227H254ZM189 227H190V228H189ZM253 227H254V228H253ZM149 228H153V229H149ZM253 229H254V230H253ZM259 229L262 231V233H258V232H259ZM149 230H150V231H149ZM185 230H186L187 232H188L189 230H190V231L187 233ZM152 231H154V232H152ZM243 231H244V232H243ZM245 231H246V233H245ZM261 231H260V232H261ZM150 232H152V233H150ZM184 232L187 233V234H185V236H183V235H184ZM238 232H236V233H238ZM247 232H248V233H247ZM253 232H254V233H253ZM256 232L258 233L257 235H259V234H260V235L257 236V235L255 234ZM147 234H150V235H147ZM151 234H152V235H151ZM160 234H162V233H160ZM244 234H245V235H244ZM251 234H252V235L254 234V236L252 237ZM261 234H262L263 236H262ZM255 235H256L257 237H256ZM181 236H182L183 238H182ZM234 237H236V238H234ZM238 237H239V238H238ZM251 237L253 238V239L251 240V241H252L251 244L254 245V243H255V245H256L257 248L255 247V245H254L253 247H251V246H250L251 244H250V245L248 244L249 241H250V239H251ZM259 237H261V238L263 239V240H262L263 243L260 242L261 239H260ZM180 238H182V239L180 240ZM247 238H248L249 241L247 240ZM249 238H250V239H249ZM257 238L259 239L258 241L256 240ZM184 239L187 240V241L185 240V241H186L185 243L183 242ZM195 239L197 240L196 242H198L197 244H196V242H194ZM235 239H236V240L239 239L240 242L243 240L245 243H247V245H249V247H247V245L244 243L245 245L242 244V248H240V246H239V243H240V242H239L238 240H237L238 242H235V241H236ZM254 239H255V240H254ZM147 240H148V239H147ZM154 240H155V239H154ZM182 240H183V241H182ZM234 240H235V241H234ZM253 240H254V243H253ZM143 241L146 242V240H143ZM157 241H158V242H157ZM157 241H156L157 243L155 242V243L153 244V246H155V245L158 246L159 244L162 245L161 242H160L159 240H157ZM190 241H193V242L190 243ZM225 241H226V242H225ZM230 241H232V242H234V244L236 243V244H238V245L234 247V244H233L232 247H231L232 242H231V244H230ZM243 241H242V242H243ZM255 241H257V243H256ZM187 242L190 243L191 245L189 244L190 246H188V243H187ZM242 242H241V243H242ZM258 242H260V243L258 244ZM141 243H143L142 240H141ZM193 243H194V246H193ZM223 243H224V244L226 243V244L224 245ZM227 243H229V244H227ZM241 243H240V245H241ZM186 244H187V245H186ZM206 244H207L208 246H207ZM236 244H235V245H236ZM260 244L263 245V246H262L263 248H261V245H260ZM185 245H186V246H185ZM204 245H206V246H204ZM218 245H221V246H218ZM228 245H229L230 247H228ZM257 245H258V246H257ZM196 246H199L200 248L197 247V249H196ZM202 246H204L205 252H204ZM211 246H212L213 248H212ZM206 247H207V248H206ZM208 247H209V251H207V250H208ZM217 247L219 248V250H218ZM244 247L250 248V251H249V249H247V248H245V250L243 251L242 249H244ZM258 247H259V248H258ZM186 248H187L186 251H190V252H186V251H185ZM193 248H194V249H193ZM198 248H199L200 250H201V249H202V250L199 251ZM235 248H236V249H235ZM239 248H240L241 250H239ZM252 248H253L254 250H253ZM255 248H256V250H255ZM192 249H193V250L196 249V250L193 251ZM206 249H207V250H206ZM259 249H260V250L262 249V250L260 251ZM197 250H198V251H197ZM213 250H214V251H213ZM232 250H234V251H232ZM236 250H237V252H239L238 255H236V254H237V253H236ZM246 250H248L247 253L245 252ZM251 250H253L254 253H257V254H254L253 251H251ZM196 251H197V252H196ZM212 251H213V253H210V252H212ZM185 252H186V253H185ZM191 252H193V253H191ZM194 252H195V254H194ZM200 252H201L202 254H201ZM208 252H209V253H208ZM232 252H233V253L235 252V253L233 254ZM242 252H243V253H242ZM250 252H251V253H250ZM199 253H200V254H199ZM203 253H204V254H203ZM230 253H231V254H230ZM240 253H242V255L246 253V255H243V256L240 255V257H239V254H240ZM258 253H261V254L258 255ZM183 254H184V256H183ZM187 254H190V255H192V256L194 255L195 257H194V256L192 257V256H190V255H189V257H188ZM196 254H198V256H197ZM221 254H222V255H221ZM249 254H250V255H249ZM218 255H219V256H218ZM234 255H235V256H234ZM253 255H254V256H253ZM263 255H262L261 257H263ZM186 256H187L188 258H187ZM200 256H201V257H200ZM213 256H214V257H213ZM232 256L235 257V258L233 259ZM230 257H231V260L229 259ZM245 257H246V258L248 257V261L245 260V259H246ZM225 258H226V259H225ZM240 258H241V259H240ZM242 258H245V259L242 260ZM219 259H220V261H219ZM224 259H225L226 262L224 261ZM249 259H250V261H251L252 259H253L254 261L252 260L251 262H249ZM262 259H264V257H263ZM221 260H223V261H221ZM240 260H241L242 263L240 262ZM190 262H189V263H190ZM218 262H219V263H218ZM220 262H221V263H220ZM233 263H230V264H233ZM190 264H191V263H190ZM214 264H215V263H214ZM244 264H245V263H244Z\"/></svg>",
  "mask_w": 264,
  "mask_h": 264
}]
</instances>
